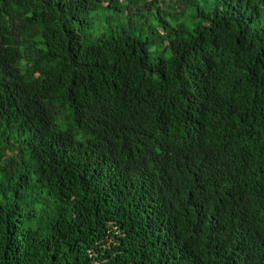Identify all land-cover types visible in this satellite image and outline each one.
<instances>
[{
	"label": "trees",
	"instance_id": "1",
	"mask_svg": "<svg viewBox=\"0 0 264 264\" xmlns=\"http://www.w3.org/2000/svg\"><path fill=\"white\" fill-rule=\"evenodd\" d=\"M262 8L0 0V264H264Z\"/></svg>",
	"mask_w": 264,
	"mask_h": 264
},
{
	"label": "rangeland",
	"instance_id": "2",
	"mask_svg": "<svg viewBox=\"0 0 264 264\" xmlns=\"http://www.w3.org/2000/svg\"><path fill=\"white\" fill-rule=\"evenodd\" d=\"M204 4L202 1H199L198 6L202 7ZM263 14H264V8H262ZM190 12V11H189ZM120 15V14H119ZM118 16V14H116L113 10H108L105 11L104 13H102L101 11H97V12H92L91 14H89V16H87V21H86V25L85 28L88 31L93 32L94 35H98L99 33H101L103 31V27L102 25H107L108 23L111 24L113 27L117 26V19L116 17ZM120 17V19H123L124 21L126 20V18H124L123 16H118ZM138 31H136L137 33ZM145 38V36H143ZM153 50V49H151ZM155 57V54L150 52L149 53V59L153 60Z\"/></svg>",
	"mask_w": 264,
	"mask_h": 264
}]
</instances>
